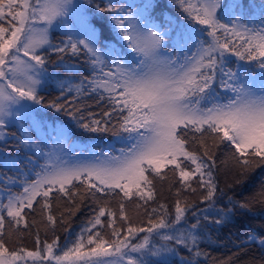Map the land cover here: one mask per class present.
I'll list each match as a JSON object with an SVG mask.
<instances>
[{"label": "snow or ice", "instance_id": "obj_1", "mask_svg": "<svg viewBox=\"0 0 264 264\" xmlns=\"http://www.w3.org/2000/svg\"><path fill=\"white\" fill-rule=\"evenodd\" d=\"M249 8L243 0H0V138L16 128L11 136L23 150L0 149V264H177L184 251L191 258L179 264H201L206 230L231 223L237 208L249 210L232 197L218 206L224 193L215 173L264 167V6L259 16ZM57 30L66 39L54 44ZM49 65L74 75L56 78ZM49 88L58 95L41 94ZM77 130L111 133L121 146L85 149L73 139ZM164 169L192 193L196 181L206 207L177 199L171 218L160 204L145 208V226H134L124 201L147 205ZM54 193L72 205L69 216L80 210L77 197L99 206L63 245L56 237L41 247L37 234L36 250H10L12 235L29 229V213L55 227ZM110 196L121 200L119 226L117 213L100 204ZM257 198L264 203V185ZM247 264H264V256Z\"/></svg>", "mask_w": 264, "mask_h": 264}, {"label": "trees", "instance_id": "obj_2", "mask_svg": "<svg viewBox=\"0 0 264 264\" xmlns=\"http://www.w3.org/2000/svg\"><path fill=\"white\" fill-rule=\"evenodd\" d=\"M53 55L55 56V54ZM73 62L75 63V61ZM61 75L62 73L60 72L53 74L56 78H59ZM47 91L51 92L53 90L49 88ZM48 95L50 94L44 96L47 98ZM216 155L218 157L217 164L219 166L220 161L224 158L219 152ZM215 178L218 189H222L224 193L223 196H225L221 197V200L227 201L228 197H232L237 203L247 202L249 204V210L237 208L231 223L223 227L213 226L208 228L206 230L207 239L203 241L200 246L204 255L197 259L201 264H226L229 257L232 258L233 264H247V262L253 258H256L257 262H259L261 257L264 256V248L257 242V240L261 239L259 235L260 232L264 231V203L260 202L257 198V194L260 192L261 186L264 185V167L254 168L243 173L235 168L220 167L215 173ZM218 193H220L219 190L217 194ZM50 199L52 204L51 213L57 219L56 226L51 228L52 226L47 225L46 219L42 218L39 212L36 214L29 213L27 219L30 227L24 232V235H28V238L34 240L22 241L25 248L30 244L32 247L36 248L35 240L37 234L40 237L41 247L44 241L51 243L56 237L60 238V244L65 243L66 238L74 239L78 231H80L88 220L92 218V215H85L83 212L85 207L94 204L91 203L93 202L91 197H87V200L90 201L84 200L82 203L79 201L78 197L76 198L77 203H80V210L76 212L74 216H69L66 211V209L72 207L66 197H54L53 194ZM105 199L108 198L104 197L100 199V202ZM108 200L115 201L113 198ZM98 206L99 205H95L93 210L98 208ZM166 206L168 207V205ZM204 207H206V204H204L202 209ZM93 210L91 211L92 213ZM62 218L65 221L64 223L60 222ZM105 220H107V218H105ZM117 220L120 222L118 215ZM130 220L132 223L136 221L135 217L130 218ZM32 221L36 223L32 224ZM65 229H67V231ZM61 230L63 231L61 232ZM106 230L109 229H104L103 231L108 232ZM70 233L72 234L71 236L69 235ZM249 235L256 236L257 240H255V242L242 243L247 240ZM181 258L191 257L188 252H181L176 258L177 264H179Z\"/></svg>", "mask_w": 264, "mask_h": 264}, {"label": "rangeland", "instance_id": "obj_3", "mask_svg": "<svg viewBox=\"0 0 264 264\" xmlns=\"http://www.w3.org/2000/svg\"><path fill=\"white\" fill-rule=\"evenodd\" d=\"M105 2H107V0H105ZM112 2H114V3H139V0H112ZM156 2L160 3L163 6V5H167L168 0H156ZM243 3H244L246 8H249L250 5L253 6V7L249 8V11L253 15H256V16H259V9L261 8V6H264V0H243ZM172 12L179 18L180 22H184L183 17H181L179 15V12L176 9H172ZM61 39H66V37L63 36V33L60 30H57L52 35V40H53L52 42L54 44H59ZM53 59H55L54 55H53ZM73 61H75L77 66H80L82 64V60H77L76 58H72V60L70 62H73ZM231 62H233V64H234L235 62H237V58L235 56L231 57ZM240 63H244V62H240ZM49 71L52 74H54L56 72L62 73V75L59 78H64V77L74 75L72 73L65 72L63 69H58L54 65H49ZM81 71L84 74H87L86 68H82ZM53 87H54V82H53ZM41 94L42 95L50 94L51 96H55V95H58V92H56V91H51V92L45 91ZM88 103H92V101H88ZM93 111L99 113L101 111V109L98 107H94ZM48 115L49 116H55L56 114L53 112H49ZM68 119H70V118L63 116V115H60V120H68ZM7 131L9 133V135L7 137L0 138V149L6 150L10 155L21 156L23 150L16 146L17 141L15 138H13L11 136V133H16V135L19 136V132L14 127L7 129ZM73 139H74L76 145L83 146L85 149H90L92 147H95L97 152H99V150L101 148H104L105 146H107L109 144H115L117 148L121 146L118 143L117 138L115 136H113L111 133H87V132H82L80 130H77ZM209 143H210V141H209ZM197 147H198V145L191 144L189 147V150L195 151V150H197ZM77 151H79V147L77 148ZM218 152L221 154V156L223 158H225L223 155V150H218L216 154H218ZM3 171H5V170L3 169L2 165H0V172H3ZM164 172L166 173L165 179L161 180L160 178L157 177L153 180L155 196H154V199L152 201H149L147 205H144L143 201L139 200L136 197H133L132 200H125L124 201L125 210H126L127 215L130 218L135 217V219H136V221L133 222L134 226L139 227V226L146 225L147 217H146L145 212H144L145 208H147L150 211L152 208H158L160 204H164V201H165L164 205H168L167 208L169 209L170 218H171V216H174V206H175V202L177 199H179L181 201L182 205L185 202H187L190 204H194L196 207L201 208V209L204 206V204L200 202V197L203 194V190L198 188L196 181L191 182L192 187L197 188V192L192 193L190 189H186L181 185L178 175H174L169 169H164ZM9 175H11V173H9ZM2 189H3V186L0 185V199H3V196H4ZM178 190H179V195H177ZM13 191L14 192L20 191L19 186L14 187ZM217 196L220 197L221 193H218ZM54 197H62V196H59L58 194L54 193ZM222 197H225V196H222ZM106 198H108V199L113 198V199H115V201L105 199V200H102L100 203L103 204L104 202H107V205L110 206L109 208H111L113 211H115L117 213V215L119 216V203L121 202L120 197L119 196H110V197H106ZM98 199H100V198L98 197ZM85 201H90V200H87V197H86ZM91 203H94V202H91ZM138 204L141 205L140 208H137ZM224 204H227V201L220 199L218 206H223ZM95 205H97V204L94 203L93 205L85 207V210L83 211L85 213V215H92L93 216V213L91 211L93 210V207ZM122 223L123 222L121 220L119 222L116 219V224L118 226ZM51 228H53V227H51ZM62 231L63 230H61V232ZM106 231H110V230H106ZM79 232L80 231H78V233ZM143 235H145V233H142L140 236H143ZM28 237H29L28 235L20 236L19 234H13L11 239H9L7 241V246L9 247L10 250L18 249L21 247L25 248L24 247L25 245H23L22 241L26 242V241L34 240V239H31ZM259 241L260 240H257V242H259ZM63 244L64 243H61V245H63ZM25 249L33 250V251L36 250V248L32 247L31 244L29 246H27V248H25ZM29 264H31V262H29Z\"/></svg>", "mask_w": 264, "mask_h": 264}]
</instances>
